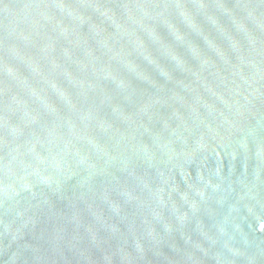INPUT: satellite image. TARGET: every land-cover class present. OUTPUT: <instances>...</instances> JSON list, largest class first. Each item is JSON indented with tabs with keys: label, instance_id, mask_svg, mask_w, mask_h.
Wrapping results in <instances>:
<instances>
[{
	"label": "water",
	"instance_id": "water-1",
	"mask_svg": "<svg viewBox=\"0 0 264 264\" xmlns=\"http://www.w3.org/2000/svg\"><path fill=\"white\" fill-rule=\"evenodd\" d=\"M0 264H264V0H0Z\"/></svg>",
	"mask_w": 264,
	"mask_h": 264
}]
</instances>
